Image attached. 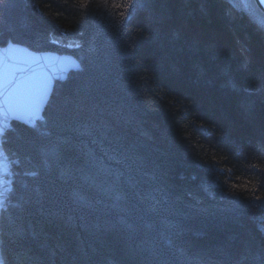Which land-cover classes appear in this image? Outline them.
Returning <instances> with one entry per match:
<instances>
[{
    "label": "trees",
    "instance_id": "1",
    "mask_svg": "<svg viewBox=\"0 0 264 264\" xmlns=\"http://www.w3.org/2000/svg\"><path fill=\"white\" fill-rule=\"evenodd\" d=\"M249 16L228 0L0 6V47L81 64L34 127L2 136L5 264H264V27ZM245 180L258 190L233 189Z\"/></svg>",
    "mask_w": 264,
    "mask_h": 264
},
{
    "label": "snow or ice",
    "instance_id": "2",
    "mask_svg": "<svg viewBox=\"0 0 264 264\" xmlns=\"http://www.w3.org/2000/svg\"><path fill=\"white\" fill-rule=\"evenodd\" d=\"M7 3V0H0V6ZM81 3L88 4V0H81ZM122 7L123 5H115ZM123 16L124 13H121ZM38 63V61H37ZM25 69L14 67L13 58L0 54V135L4 133V124L12 119H23L27 117L32 121L37 117V113L41 110V105L46 103L48 95L47 84L45 81H37L34 77H25L23 72ZM18 73L20 74L18 76ZM34 127L35 124L33 123ZM222 171V170H221ZM36 173H32L35 175ZM11 175L9 170L8 158L0 148V207H3L7 192L11 191V181L6 179ZM245 180L243 185L233 184V189H241L243 191H257L259 185H253ZM261 183H264L262 181ZM255 199L260 197L254 196Z\"/></svg>",
    "mask_w": 264,
    "mask_h": 264
},
{
    "label": "water",
    "instance_id": "3",
    "mask_svg": "<svg viewBox=\"0 0 264 264\" xmlns=\"http://www.w3.org/2000/svg\"><path fill=\"white\" fill-rule=\"evenodd\" d=\"M254 2L256 6L260 9V11L264 12V0H254ZM230 3L234 6L232 2ZM0 54L12 57L14 67L25 69V71L23 72V75L25 77L32 76L37 81H45L48 89L46 103L41 105V110L39 113H37V117L34 118L32 121H29L27 117H24L23 119H12L11 117H9V120L3 125V135L5 134V132H7L8 128L10 127V123L13 121L27 125L33 124L35 122V119L39 118L43 114L48 100L52 94L55 81L63 82L67 78L69 72L74 70L78 71L81 69L80 64L77 62V60H75V58L70 56L69 54H57L55 52H34L18 44L8 43L6 46L0 47ZM19 75L20 74L18 73V76ZM0 119H2V117H0ZM3 135H0V148H2L4 151L2 145ZM4 154L6 155L5 151ZM8 164L10 170L11 164L9 158ZM6 179H9L11 183L13 181L12 178H10L9 176H7ZM9 192H7V197L9 195ZM6 199L4 200L3 207L5 205ZM3 207H0V214ZM0 264H4L1 251Z\"/></svg>",
    "mask_w": 264,
    "mask_h": 264
},
{
    "label": "rangeland",
    "instance_id": "4",
    "mask_svg": "<svg viewBox=\"0 0 264 264\" xmlns=\"http://www.w3.org/2000/svg\"><path fill=\"white\" fill-rule=\"evenodd\" d=\"M229 1H231L235 6H236V8L237 9H243V10H245L249 15H255L257 18V21L260 23V25L261 26H263L264 27V20L261 18V17H258V15H256L257 14V10H256V8H257V6H256V4H255V2H254V0H252V2L254 3V5L256 6V8L254 7V6H246V5H244L243 4V0H229ZM259 10V9H258ZM262 13V12H261ZM65 35V34H64ZM55 41H53V43L54 44H56V45H62V46H64V47H67V48H73V47H75V45H77V41L75 40V39H72V38H68V37H66L65 39L63 38V40H62V38H57L56 36H55V39H54ZM58 54V53H57ZM14 122H16V121H13V122H11L10 123V125L11 124H13ZM16 123H18V122H16ZM21 124H23V123H21ZM8 131V130H7ZM6 133V132H5ZM7 155V154H6ZM10 161V160H9ZM11 164V163H10ZM9 177L11 178V176L9 175ZM13 180V179H12ZM13 182V181H12ZM12 184V183H11ZM0 251H1V248H0ZM1 255H2V259H3V262H4V264H5V261H4V257H3V253H2V251H1Z\"/></svg>",
    "mask_w": 264,
    "mask_h": 264
},
{
    "label": "bare ground",
    "instance_id": "5",
    "mask_svg": "<svg viewBox=\"0 0 264 264\" xmlns=\"http://www.w3.org/2000/svg\"><path fill=\"white\" fill-rule=\"evenodd\" d=\"M257 9H259V8L257 7ZM259 11H260V9H259ZM260 12H261V11H260ZM261 14L264 15V12H262ZM249 17H250V19H251L254 23H257V19H256L257 17H256L255 15H250ZM24 47H25V46H24ZM26 48H27V47H26ZM63 54H65V53H63ZM70 56H72V55H70ZM72 57H74V56H72ZM74 58H75V60H77V62L80 64L79 60H78L76 57H74ZM80 65H81V64H80ZM80 68H81V66H80ZM72 72H77V71L74 70V71L69 72L68 75H67V77H68L69 74L72 73ZM66 79H67V78H66ZM66 79H65V80H66ZM65 80H64V81H65ZM64 81H63V82H64ZM56 83H62V82L55 81L53 88L55 87V84H56ZM52 91H53V90H52ZM39 118H40V117H39ZM39 118L35 119V121L38 120Z\"/></svg>",
    "mask_w": 264,
    "mask_h": 264
}]
</instances>
